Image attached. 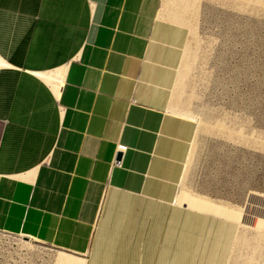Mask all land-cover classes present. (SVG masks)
<instances>
[{
	"label": "crops",
	"instance_id": "0c3cea01",
	"mask_svg": "<svg viewBox=\"0 0 264 264\" xmlns=\"http://www.w3.org/2000/svg\"><path fill=\"white\" fill-rule=\"evenodd\" d=\"M170 5L0 0L1 55L23 51L24 69L70 60L50 86L0 71L1 232L86 264H127L134 248L141 264H169L150 253L164 247V225L174 234L196 129L174 95L189 34ZM118 155L123 167L113 169ZM138 228L151 239L140 249Z\"/></svg>",
	"mask_w": 264,
	"mask_h": 264
},
{
	"label": "rangeland",
	"instance_id": "374dc122",
	"mask_svg": "<svg viewBox=\"0 0 264 264\" xmlns=\"http://www.w3.org/2000/svg\"><path fill=\"white\" fill-rule=\"evenodd\" d=\"M169 2L189 34L187 67L174 95L182 92L180 112L193 117L196 127L178 192L235 214L221 219L175 201L174 234L164 225L157 234L164 247L153 246L150 254L167 255L169 264H264V0ZM6 61L0 54V71ZM54 78L60 79L54 74L43 82L50 86ZM141 230L132 241L138 249L151 240ZM132 255L126 263L141 264V252L134 248ZM0 264H86V259L0 231Z\"/></svg>",
	"mask_w": 264,
	"mask_h": 264
},
{
	"label": "bare ground",
	"instance_id": "6f19581e",
	"mask_svg": "<svg viewBox=\"0 0 264 264\" xmlns=\"http://www.w3.org/2000/svg\"><path fill=\"white\" fill-rule=\"evenodd\" d=\"M8 24H10V23H8ZM3 25H5V24H3ZM24 54L25 53H23V51H21V50H17L16 48H14V49L11 48L8 51H6L4 55H1V58H7L6 63H2V66H1L3 68V71H5L10 77H12L14 79H16V77H18L20 74L23 73L25 75H29L30 77H34V78L38 79L41 82L43 81V79L52 78V75L57 74L59 76V78H60L58 81L60 83H62L63 77H64L65 72H66L67 65H68V63H69L70 60L68 61V63H65L63 65L61 64L62 66L57 67V69L56 68H53L55 70H53V69H47L45 71H38V70L30 69V68L24 69L21 66L22 63H20V62L23 60ZM74 57H72V58H74ZM182 116L185 117V118H189V119H193L194 120L193 117H190V116L188 117V115H186V116L185 115H182ZM197 123H199V122H197ZM123 147H124V153H127V151L129 150L128 147H126L125 145H123ZM122 167H123V163H122L121 166L116 167V168H122ZM176 203L180 207H186L188 210H193V211H196V212H199V213H203V214H206V215H212V216L220 217L221 219L232 220V215L235 214V213L229 214L231 212L227 213V210H224L223 209L224 207H221L220 205H218L216 203H211V202L208 203L205 200L197 199L195 197H192L189 194H183L181 192V190L178 192V195L176 197ZM9 237H11V236L9 235ZM12 238H14V236ZM23 238H22V240L24 242L31 243V240L30 241H25Z\"/></svg>",
	"mask_w": 264,
	"mask_h": 264
},
{
	"label": "built area",
	"instance_id": "2783aa9c",
	"mask_svg": "<svg viewBox=\"0 0 264 264\" xmlns=\"http://www.w3.org/2000/svg\"><path fill=\"white\" fill-rule=\"evenodd\" d=\"M120 152H121V151H120ZM119 154H120V153H119ZM117 158H118V156H117ZM117 158H116V160H115V163L113 164V169L122 165V161H117Z\"/></svg>",
	"mask_w": 264,
	"mask_h": 264
},
{
	"label": "water",
	"instance_id": "95a60500",
	"mask_svg": "<svg viewBox=\"0 0 264 264\" xmlns=\"http://www.w3.org/2000/svg\"><path fill=\"white\" fill-rule=\"evenodd\" d=\"M121 157H122L121 155H120V156L118 155L117 161H122ZM10 236L13 237L12 234H10ZM22 238H23V237H22ZM23 239H24L25 241H30V240H31V239H29L28 237H24Z\"/></svg>",
	"mask_w": 264,
	"mask_h": 264
}]
</instances>
